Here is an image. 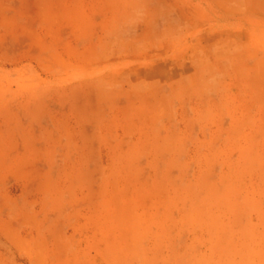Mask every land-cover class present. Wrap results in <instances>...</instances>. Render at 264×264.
<instances>
[{"label": "crops", "instance_id": "crops-1", "mask_svg": "<svg viewBox=\"0 0 264 264\" xmlns=\"http://www.w3.org/2000/svg\"><path fill=\"white\" fill-rule=\"evenodd\" d=\"M54 8L59 13L48 19L39 36L46 43H59L52 56L76 67L51 68L46 46L29 56L33 62L28 74L14 68V85L28 87L29 105L39 102L42 110L35 112L41 117H31L29 129L18 134L21 139L27 135L26 146L13 142L0 148L4 179L8 171L44 172V177L36 173L22 182L13 173L12 180L1 181L4 187L22 188L16 197L27 196L25 188L35 193L29 195L36 202L30 210V247L16 248L18 254L28 264H177L186 256L187 264H194L196 245L193 238L181 244L175 215L150 226V214L134 205L133 182L115 172L130 171L134 160H142V132L133 136L127 129L133 117L139 123L142 111L150 107L159 123L187 124L183 136L193 140V148L197 140L205 145L210 140L211 147L220 149L203 146V154L228 153L224 150L235 144L243 153L264 154V118L251 109L256 96H264V35L246 31L245 22L252 16L264 26V0H78L79 18L71 21L63 18L61 3ZM69 74L84 75L75 83L80 96L91 86L89 100L103 109L101 127L90 142L79 127L82 119H77L82 131L74 160L62 158L60 149L57 162L48 166L55 127L53 121L48 124V102H62L50 95L54 86L48 76ZM38 79L43 81L34 83ZM102 93L106 96L97 97ZM76 105L78 114L81 104ZM109 106L112 110H105ZM134 107L137 112L125 110ZM112 122L120 123V131L112 133ZM230 124H236L235 134H229ZM139 128L136 124L137 132ZM48 169L59 170V178H48ZM84 171L91 173L84 177ZM169 229L173 237L164 235Z\"/></svg>", "mask_w": 264, "mask_h": 264}, {"label": "rangeland", "instance_id": "rangeland-1", "mask_svg": "<svg viewBox=\"0 0 264 264\" xmlns=\"http://www.w3.org/2000/svg\"><path fill=\"white\" fill-rule=\"evenodd\" d=\"M90 1L85 0L86 3ZM77 2L78 0H51L53 3L51 6L48 0H0L1 149L8 148V145L13 146V142L17 147L26 146L27 135L23 133L21 139L18 134L29 129L31 117L34 119L41 117L35 112L42 110L37 106L39 102L32 107L29 105L26 91L28 87L14 85L18 80V73L14 68H22L24 73L28 74L33 62L29 56L36 51H44L46 46L48 65L51 68L76 67L64 60L55 59L50 52L55 51L60 44L46 43L39 36V31L48 24V19H54L55 13H59L54 7L60 3L63 5V18H69L70 21L78 19L80 12L76 9ZM257 20L258 18L252 16L245 19L246 31L256 33L260 31V35H264V26L256 24ZM83 76L76 74L63 75L61 78L48 76V83L54 86V89L50 90V95L62 101L48 102V124L53 121L56 127L50 132L48 166H53L57 162L56 157L60 156L74 160L78 145L77 134L78 131H82L79 127L83 129L85 140L88 137L90 142L96 140L99 134L101 125L98 121L103 117V109L93 105V101L89 100L93 96L91 86H85L84 97L80 96V87L75 83L82 80ZM42 81L43 79H38L34 83ZM104 96L106 94L102 93L97 97ZM254 101L256 105L251 109L256 117L264 118V96H256ZM76 104H81L78 114ZM137 109L134 107L125 110L130 114L132 111L137 112ZM154 109L150 107L149 112L147 109L146 112L142 111L139 123H136L133 117V122L127 129V132L134 134L133 136L142 132L139 147L144 151V155H141L142 160L137 163L134 160L132 164L134 169L130 171L115 172L118 178L124 175L133 182L134 196H137L134 198V205L150 214V218L147 219L150 226L160 225L166 218L175 215V219L180 221L178 226L181 244L193 238L196 245V251L191 253L194 264H264V154L243 153L244 149L238 147L240 144L224 150L228 153L203 154L205 151L203 146L207 148L208 145L206 150L213 152L220 149L211 147L213 142L210 140H207V145L206 141L197 140V148H193L191 144L193 140L183 136L188 129L187 124L168 126L159 123L152 112ZM105 110H112V107L109 106ZM245 117L250 118L247 111ZM77 119H82V124L78 128ZM112 123L115 127L111 128L112 133L120 131V123ZM136 124L141 131L135 130ZM229 126V134H235L236 124ZM166 134L168 136L164 137ZM158 135L159 138L153 140L150 138ZM229 141L233 143L231 140H228V143ZM261 145L264 148V140ZM60 149L62 153L56 156ZM13 173L22 182L33 179V174L36 173H39L38 177H44V172L27 169L8 171L5 173L8 175L6 179L3 177L4 174L0 173V264H28L27 257L19 255L17 249L30 247L29 223L34 221L30 210L36 204L30 196L33 197L35 193H29L31 188H25L24 193L27 196L16 197L15 194L20 193L22 189L19 185L4 187L1 181L12 180ZM88 173L91 172L84 171L83 176L88 177ZM92 173L103 174V171ZM59 174V170L48 169L50 179L59 178ZM69 174L70 177L73 172ZM171 231L172 229H169V233L165 231L164 235L173 237ZM164 235L160 238H164ZM153 236L158 238L157 235ZM186 260L182 258L177 264H187Z\"/></svg>", "mask_w": 264, "mask_h": 264}]
</instances>
